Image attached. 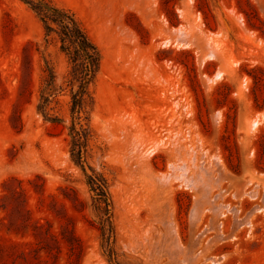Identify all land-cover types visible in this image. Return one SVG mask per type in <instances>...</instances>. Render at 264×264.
Returning a JSON list of instances; mask_svg holds the SVG:
<instances>
[{"label":"rangeland","instance_id":"obj_1","mask_svg":"<svg viewBox=\"0 0 264 264\" xmlns=\"http://www.w3.org/2000/svg\"><path fill=\"white\" fill-rule=\"evenodd\" d=\"M50 1L101 50L90 136L80 166L65 103L35 108L44 60H67L0 0V264H264V0Z\"/></svg>","mask_w":264,"mask_h":264},{"label":"trees","instance_id":"obj_2","mask_svg":"<svg viewBox=\"0 0 264 264\" xmlns=\"http://www.w3.org/2000/svg\"><path fill=\"white\" fill-rule=\"evenodd\" d=\"M22 1L42 24L45 42L54 40L67 60V70L62 74L49 60H44L36 111L46 121H63L62 115L52 111V104L65 103L66 114L70 118V157L82 166L83 150L90 136L89 117L94 106L91 86L101 67V50L70 9L50 0ZM88 169L85 181L92 193L93 214L97 218V228L103 243L111 251L113 224L108 181L100 171L91 166Z\"/></svg>","mask_w":264,"mask_h":264}]
</instances>
